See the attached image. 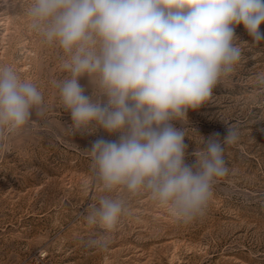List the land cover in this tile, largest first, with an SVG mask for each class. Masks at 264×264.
Wrapping results in <instances>:
<instances>
[{
	"label": "clouds",
	"instance_id": "9594fccd",
	"mask_svg": "<svg viewBox=\"0 0 264 264\" xmlns=\"http://www.w3.org/2000/svg\"><path fill=\"white\" fill-rule=\"evenodd\" d=\"M26 16L43 43L62 50L69 75L53 84L72 134H119L87 150L102 190L147 194L185 224L203 216L214 183L229 174L225 146L237 143L239 130L229 127L222 142L219 133L201 137L204 147L188 164L186 130L175 122H187L235 72L243 57L237 26L254 43L264 40V0H28ZM85 76L91 95L80 84ZM257 82L264 86V73ZM46 111L38 87L0 65V149ZM126 212L122 198L100 196L85 220L104 232L86 246L106 252Z\"/></svg>",
	"mask_w": 264,
	"mask_h": 264
},
{
	"label": "rangeland",
	"instance_id": "374dc122",
	"mask_svg": "<svg viewBox=\"0 0 264 264\" xmlns=\"http://www.w3.org/2000/svg\"><path fill=\"white\" fill-rule=\"evenodd\" d=\"M27 4L0 0V65L31 80L47 111L0 149V264H264V86L257 82L264 73V40L254 43L237 26L243 57L235 72L203 106L188 111L187 122H175L186 130L188 164L204 147L201 137L219 133L222 142L229 127L240 134L225 146L229 174L214 183L205 214L185 224L147 194L102 190L87 150L98 138L119 134L69 130L71 115L53 84L69 75L61 67L63 53L30 28ZM80 84L91 95L86 76ZM103 195L122 198L127 208L106 252L86 246L104 232L85 220Z\"/></svg>",
	"mask_w": 264,
	"mask_h": 264
},
{
	"label": "built area",
	"instance_id": "2783aa9c",
	"mask_svg": "<svg viewBox=\"0 0 264 264\" xmlns=\"http://www.w3.org/2000/svg\"><path fill=\"white\" fill-rule=\"evenodd\" d=\"M40 256H41L42 258L46 257V256H47V252H45V251L41 252V253H40Z\"/></svg>",
	"mask_w": 264,
	"mask_h": 264
}]
</instances>
